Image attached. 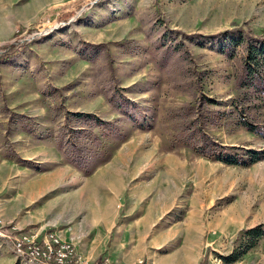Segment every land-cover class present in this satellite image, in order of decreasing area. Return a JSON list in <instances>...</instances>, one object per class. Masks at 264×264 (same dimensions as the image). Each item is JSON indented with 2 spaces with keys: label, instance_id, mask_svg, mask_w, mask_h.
<instances>
[{
  "label": "rangeland",
  "instance_id": "1",
  "mask_svg": "<svg viewBox=\"0 0 264 264\" xmlns=\"http://www.w3.org/2000/svg\"><path fill=\"white\" fill-rule=\"evenodd\" d=\"M248 35L264 36V0H0V227L12 231L0 229V264H28L3 236L21 234L52 235L86 264H264V232L247 234L264 231V136L237 123L221 52ZM112 87L137 122L111 109ZM200 94L220 111L205 130L226 150L212 156L176 137ZM65 111L125 134L90 173L51 141Z\"/></svg>",
  "mask_w": 264,
  "mask_h": 264
},
{
  "label": "trees",
  "instance_id": "2",
  "mask_svg": "<svg viewBox=\"0 0 264 264\" xmlns=\"http://www.w3.org/2000/svg\"><path fill=\"white\" fill-rule=\"evenodd\" d=\"M247 38L249 41L238 37L225 43L221 52L233 60L232 85L235 95L231 105L237 123L250 132L264 136V125L257 121L256 115L251 114V109L257 105L254 100L264 105V43L257 47L251 42H263L264 36L248 35ZM3 56L4 54H0V58ZM105 98L113 111L137 122V105L129 101L118 89L112 87ZM208 102L213 103L200 94L194 105L181 109L176 116L179 120L176 137L193 147L196 152L212 156L226 149L205 130L207 125L217 122L219 117H215V114L220 112L208 109ZM60 118L62 122L50 136L51 141L67 163L84 173L92 172L106 161L113 147L125 138L124 132L114 123L100 119L92 113L65 111ZM16 121L21 131L31 133L36 128L34 118L25 114L18 115ZM111 139L113 141L107 143V140ZM108 144L112 146L108 147ZM10 228V223L0 227L2 231L11 233ZM247 232L248 235L256 237L264 231L256 227Z\"/></svg>",
  "mask_w": 264,
  "mask_h": 264
},
{
  "label": "built area",
  "instance_id": "3",
  "mask_svg": "<svg viewBox=\"0 0 264 264\" xmlns=\"http://www.w3.org/2000/svg\"><path fill=\"white\" fill-rule=\"evenodd\" d=\"M48 21V18H45ZM2 234V233H0ZM11 240L15 255L28 264H86L67 243L60 242L56 237L45 235L38 239L36 235H3ZM99 264H110L104 259ZM209 264H222L220 258Z\"/></svg>",
  "mask_w": 264,
  "mask_h": 264
},
{
  "label": "crops",
  "instance_id": "4",
  "mask_svg": "<svg viewBox=\"0 0 264 264\" xmlns=\"http://www.w3.org/2000/svg\"><path fill=\"white\" fill-rule=\"evenodd\" d=\"M22 222V221H21ZM173 229H171V231H172ZM158 260H162V258L161 259H158ZM166 262V261H165ZM168 262V261H167ZM168 263H170V260H169V262Z\"/></svg>",
  "mask_w": 264,
  "mask_h": 264
}]
</instances>
